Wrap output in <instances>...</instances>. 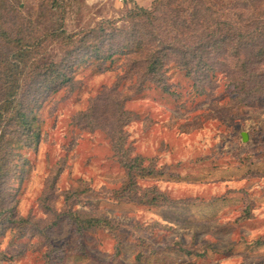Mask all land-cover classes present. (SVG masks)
<instances>
[{
	"label": "rangeland",
	"instance_id": "374dc122",
	"mask_svg": "<svg viewBox=\"0 0 264 264\" xmlns=\"http://www.w3.org/2000/svg\"><path fill=\"white\" fill-rule=\"evenodd\" d=\"M7 1L37 36L61 24L79 38L105 21L128 29L127 11L156 0H66L62 13L50 0ZM242 1L163 0L157 21L178 49L164 62V82L142 60L131 66L146 52L84 60L70 84L40 98L36 142L16 128L0 136L13 150L0 264H264V92L244 96L230 80L238 61L227 42L204 50L230 34L221 20L246 24ZM250 6L246 15L264 18V1ZM65 45L46 40L35 65L59 61ZM200 57L215 60L214 70L198 72ZM87 113L101 128L85 126ZM119 117L124 146L110 124ZM134 157L136 167L123 164ZM90 219L100 223L83 228Z\"/></svg>",
	"mask_w": 264,
	"mask_h": 264
},
{
	"label": "trees",
	"instance_id": "16d2710c",
	"mask_svg": "<svg viewBox=\"0 0 264 264\" xmlns=\"http://www.w3.org/2000/svg\"><path fill=\"white\" fill-rule=\"evenodd\" d=\"M162 1L156 0L150 9L136 7L128 10L126 13L127 19L132 20L131 22L134 23L128 29L114 28L111 26L110 21H105L102 24L100 23L98 27L81 32L82 34L78 38L77 33L66 32L61 24L49 32L37 36V26L27 21L19 12V7L13 6L7 0H0V41L7 46L6 49L0 47V128H5L0 132V136L14 134L16 130L13 128H16L19 136H25L27 138L25 141L29 140L26 141L27 143L36 142L40 136V129L35 126V110L40 106V98L44 99L51 89L56 90L60 86L70 84L73 78L74 65L84 60L107 59L115 54L126 56V54L146 52L143 58L136 57L132 60L131 66L135 67L142 60V63H145L147 75L164 82L160 77L163 73L164 62L170 59V54L173 53L174 48L176 51L178 49L173 42L166 41L168 37L166 34H162L164 28L157 21V18L159 19L157 8L159 9L158 5ZM263 1H242L243 11L238 13V17L239 22H245L246 24L236 27L227 21L221 20V24L227 25L231 29L230 34L218 35V40L205 44L207 45L205 51L209 48L208 45L224 46L226 42L227 46L232 48V55L237 58L238 68L235 71L236 75L232 74L230 80L233 81L235 86L239 87V91L244 96L255 92L257 94L264 92V75L262 74L264 73V18H260L253 10H251V15H246L247 4L251 5L250 8L258 7L257 5ZM65 2L66 0H50L48 3L49 10L55 8L56 13H62L63 7L66 5ZM195 18L201 23L204 22L205 15L199 13V16H195ZM27 29L28 31H26ZM212 36H215V34L211 35V38ZM49 39L66 44L65 47L68 46L69 49L59 61L35 65V56L43 52L44 42ZM221 42L224 43L219 45ZM200 43L196 44L197 48L201 45ZM104 45H108L109 48L102 49ZM244 50L247 55L242 57ZM197 52L198 49L194 48L192 54L198 56L201 51ZM182 54L185 55L184 51H182ZM193 58L181 59L180 64L186 68ZM197 60L195 64L198 72L201 70H214L215 63H217L215 60L205 57L197 58ZM31 64L34 65L32 71L29 68ZM131 66L128 65L130 70L132 69ZM197 70L195 68V71ZM205 73L207 74V72ZM113 101L115 102V98ZM117 105H119L118 101L116 107ZM119 107L120 105L117 108ZM82 117L86 120L85 126L87 128H101L100 123L98 121L94 123V117L89 113ZM120 120L119 117L116 119V123L113 121L110 123L112 129H114L113 132L117 129L116 132L119 134V142L115 141V146L123 145L125 140V136L120 129ZM119 150L122 152V158H128L124 147H120ZM12 152L13 150L8 146L7 141H3V138H1L0 227L7 223L6 216H12L13 214L7 194H4L8 188L7 176L11 173L8 172V165L10 162L9 156L13 155ZM126 161H123V164L131 169L136 167V164H138V161H142V158L134 157L130 158L128 162ZM74 220L77 221L78 217ZM99 223L100 219L81 221L85 229L95 227Z\"/></svg>",
	"mask_w": 264,
	"mask_h": 264
},
{
	"label": "water",
	"instance_id": "95a60500",
	"mask_svg": "<svg viewBox=\"0 0 264 264\" xmlns=\"http://www.w3.org/2000/svg\"><path fill=\"white\" fill-rule=\"evenodd\" d=\"M242 138H243V140H246L247 137H246L245 133L242 134Z\"/></svg>",
	"mask_w": 264,
	"mask_h": 264
}]
</instances>
